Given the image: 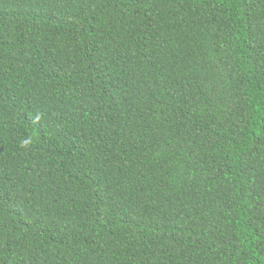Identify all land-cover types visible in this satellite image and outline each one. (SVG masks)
<instances>
[{
	"label": "trees",
	"instance_id": "1",
	"mask_svg": "<svg viewBox=\"0 0 264 264\" xmlns=\"http://www.w3.org/2000/svg\"><path fill=\"white\" fill-rule=\"evenodd\" d=\"M0 264H264V0H0Z\"/></svg>",
	"mask_w": 264,
	"mask_h": 264
}]
</instances>
